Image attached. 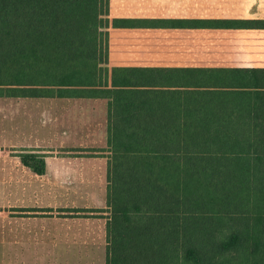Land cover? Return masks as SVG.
Wrapping results in <instances>:
<instances>
[{"label":"trees","instance_id":"obj_1","mask_svg":"<svg viewBox=\"0 0 264 264\" xmlns=\"http://www.w3.org/2000/svg\"><path fill=\"white\" fill-rule=\"evenodd\" d=\"M111 3L0 0V97L107 99L105 264H264V65L110 62L111 28L264 18L119 16ZM22 161L46 171L44 157Z\"/></svg>","mask_w":264,"mask_h":264},{"label":"rangeland","instance_id":"obj_2","mask_svg":"<svg viewBox=\"0 0 264 264\" xmlns=\"http://www.w3.org/2000/svg\"><path fill=\"white\" fill-rule=\"evenodd\" d=\"M247 12L264 15V0ZM226 0H112L125 16L222 17L235 13ZM139 29V30H137ZM111 64L264 63V53L176 52L188 32L111 28ZM148 34H150L148 36ZM218 48L222 30L192 33ZM161 39L170 50L151 53L138 44ZM258 37H264L259 36ZM251 38V37H250ZM199 41V40H198ZM186 48V47H184ZM0 97V264H105L109 152L101 101ZM107 119V118H106ZM44 157L36 172L22 155ZM35 162V161H34ZM104 235V233H103Z\"/></svg>","mask_w":264,"mask_h":264},{"label":"crops","instance_id":"obj_3","mask_svg":"<svg viewBox=\"0 0 264 264\" xmlns=\"http://www.w3.org/2000/svg\"><path fill=\"white\" fill-rule=\"evenodd\" d=\"M253 1V0H252ZM226 5L233 6L235 9V13H228V14H222V18H264V15H258L247 12L248 10H252V5H247L244 9V7L236 5V4H229V2L237 3V4H252L254 2H250L249 0H226ZM252 7V8H251ZM143 30L154 32L159 30H169V31H182L188 32V36L193 38L190 42H188V38L180 35L179 40H177L172 45V51L176 52H222L227 54H238V53H244V52H253L254 54H257L259 52L264 53V37H258L264 36V28H222L217 30H222V42L217 44L218 48H209L210 45L205 42H200V40L204 41L203 39H194L193 34L195 31H204V30H216L211 28H141ZM139 30V29H137ZM150 34H148L149 36ZM156 37V36H155ZM251 37V38H250ZM199 40V41H198ZM140 47H144L145 51L151 52V53H157V52H163V49L170 50L169 47H167V44H164L161 39H157V37L151 41V40H144L138 44ZM186 47V48H184ZM245 63L239 64V63H223L222 65H243ZM245 65H264V63H246ZM89 99L92 101H103L106 104V107L104 108V114H105V121H106V128H107V111H108V101L104 98H77V97H51V98H38L43 99L42 103L44 104L45 100L51 99L50 101L56 103L59 99ZM107 142V136L105 137L104 143ZM104 233V235H103ZM102 238L104 236V241H106V229L103 230ZM106 261V259H104ZM101 264V263H100Z\"/></svg>","mask_w":264,"mask_h":264}]
</instances>
